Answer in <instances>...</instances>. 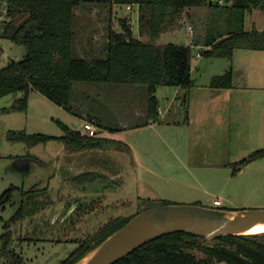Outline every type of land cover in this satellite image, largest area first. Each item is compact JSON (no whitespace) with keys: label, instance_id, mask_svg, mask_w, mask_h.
Returning <instances> with one entry per match:
<instances>
[{"label":"rangeland","instance_id":"rangeland-1","mask_svg":"<svg viewBox=\"0 0 264 264\" xmlns=\"http://www.w3.org/2000/svg\"><path fill=\"white\" fill-rule=\"evenodd\" d=\"M84 4L76 9L74 55L105 56L108 32L111 28L121 29L122 16L129 17L137 36L149 38L140 32L138 5L111 6L93 1ZM263 12L254 9L252 15L247 13L245 27L261 26ZM226 15L218 6L192 7L176 28L163 33L159 41L203 42L207 35L225 30L230 19L239 27L241 13ZM222 19L225 25H221ZM252 20L257 22L253 24ZM195 47L202 53L204 44ZM24 52L22 45L1 38L0 66L11 58L22 57ZM201 59L202 67L193 69L198 83L223 72L225 59L197 56L193 66ZM199 71L203 74L199 75ZM175 88L162 85L158 90L174 92ZM21 95L17 91L1 96L0 108ZM147 97L145 84L77 81L70 110L33 89L27 111L0 115V197L11 186H16L23 195L20 202L13 196L0 205V233L5 222L20 212L21 216L11 221L12 245L30 264H58L81 240L92 237L109 220L133 215L162 199L175 203L201 201L206 206L233 209L264 207V156L244 165L239 163L260 144L255 141L243 145L246 141L242 140L236 147L237 141L233 140L220 146L218 169L211 164L194 163V155L203 156L202 150L199 154L196 146L184 140L186 133L180 127L176 132L178 128L168 122L158 127L139 125L144 119ZM180 102L177 99L175 107ZM91 110L103 120L102 126L96 125V135L113 137L102 146L70 151L55 139L28 147L7 138L10 129L62 134L60 120L84 130L85 117ZM21 161H28L30 167L22 170L18 166ZM91 170L95 174L84 182L74 178ZM54 177L57 180L52 186ZM31 188L32 195L28 193ZM216 198L222 200L221 205L213 203ZM214 264L229 263L214 261Z\"/></svg>","mask_w":264,"mask_h":264},{"label":"trees","instance_id":"trees-1","mask_svg":"<svg viewBox=\"0 0 264 264\" xmlns=\"http://www.w3.org/2000/svg\"><path fill=\"white\" fill-rule=\"evenodd\" d=\"M87 1L111 6L118 3L137 4L140 32L146 33L149 38L137 36L129 17L122 16L119 17L121 29L111 28L108 32L105 56L74 55L76 9L83 7ZM0 5L3 7L0 39L7 38L25 48L22 57L11 58L0 66V97L22 92L10 105L0 108V115L10 111H27L33 89L70 110L75 82L104 81L147 85L146 124L160 119L159 86L180 87L183 92L178 97L182 104H186L190 88L195 84L191 70L200 52L195 47L198 44H204L202 53L205 56L229 60L236 48L264 49V30L257 26L245 27L246 14L254 9L264 10V0H0ZM205 5L222 7L226 17L241 13V24L237 27L230 19L225 30L217 35H207L203 42L199 39L189 43L159 41L163 33L176 28L188 9ZM221 25H225V20ZM232 80L233 69L229 65L224 72L211 77L210 85L230 86ZM185 116H188L187 108ZM85 119L103 125L102 118L92 110ZM59 122L64 129L62 134L10 129L7 138L11 142H23L28 147L55 139L63 142L70 151L99 147L112 141L104 136L90 135L61 120ZM261 156H264V147L255 149L239 163L244 165ZM94 174L91 170L74 178L84 182ZM16 189V186L9 187L0 197V205L12 199ZM28 193H34L32 188ZM168 202L171 201L162 199L155 204ZM196 203L204 205L201 201ZM133 215L109 220L92 237L81 240L58 264H73ZM20 216L18 212L7 220L4 231L0 233V264H30L12 245L14 234L11 221ZM214 261L264 264V234L207 237L187 231L168 232L142 243L112 264H214Z\"/></svg>","mask_w":264,"mask_h":264},{"label":"crops","instance_id":"crops-1","mask_svg":"<svg viewBox=\"0 0 264 264\" xmlns=\"http://www.w3.org/2000/svg\"><path fill=\"white\" fill-rule=\"evenodd\" d=\"M129 5L134 7L137 4ZM250 13L252 15L254 10ZM263 20L264 15L262 22ZM252 22L254 24L257 21L252 20ZM200 57L206 58L207 56L201 53ZM219 58L226 60L223 72L229 65L232 66V85L211 86L210 80L213 75H210L208 80L203 83H198V79L193 75L194 68L202 67V59L198 60L191 70L195 84L190 88L186 104L180 102V106L175 107L176 100L179 101L180 87H176L174 92L164 90L161 93L158 87L160 119L144 124L147 114V105H144V119L139 124L158 127L162 123L168 122V125L180 127L186 133L184 140L188 141L189 145L196 146L199 154L202 150L203 156L194 155L193 162L211 164L212 168L216 169H218V152L222 145H229L235 140L237 147L238 142L243 140L246 141L243 145H250L256 141L258 145L264 147V49L236 48L231 60L225 57ZM201 74H203L202 71H199V75ZM133 95L135 96L136 93ZM127 97L129 98V94ZM186 108L188 116H185ZM175 116H180V118H175ZM126 120L129 119L126 118ZM128 122L130 123V121ZM110 137L112 136L109 135ZM227 139L230 141L223 143L224 140L228 141ZM224 152L231 154L229 150H224ZM189 168L191 171L192 168Z\"/></svg>","mask_w":264,"mask_h":264},{"label":"water","instance_id":"water-1","mask_svg":"<svg viewBox=\"0 0 264 264\" xmlns=\"http://www.w3.org/2000/svg\"><path fill=\"white\" fill-rule=\"evenodd\" d=\"M57 177L52 178L54 186ZM16 202L22 191L13 193ZM264 223V207L222 208L197 203H161L142 209L73 264H112L137 246L162 234L187 231L207 237L264 234L250 230Z\"/></svg>","mask_w":264,"mask_h":264},{"label":"built area","instance_id":"built-area-1","mask_svg":"<svg viewBox=\"0 0 264 264\" xmlns=\"http://www.w3.org/2000/svg\"><path fill=\"white\" fill-rule=\"evenodd\" d=\"M2 10H3V7L0 5V18L2 17ZM259 28L264 30V20H263L261 26H259ZM200 55H201V53L198 52L197 56H200ZM96 125L97 124L93 120L86 119L84 122V131L90 135H95L97 132ZM214 204L215 205H221L222 200L220 198H216V199H214Z\"/></svg>","mask_w":264,"mask_h":264},{"label":"bare ground","instance_id":"bare-ground-1","mask_svg":"<svg viewBox=\"0 0 264 264\" xmlns=\"http://www.w3.org/2000/svg\"><path fill=\"white\" fill-rule=\"evenodd\" d=\"M250 230L262 231V230H264V223H258L257 225L253 226Z\"/></svg>","mask_w":264,"mask_h":264},{"label":"flooded vegetation","instance_id":"flooded-vegetation-1","mask_svg":"<svg viewBox=\"0 0 264 264\" xmlns=\"http://www.w3.org/2000/svg\"><path fill=\"white\" fill-rule=\"evenodd\" d=\"M19 163V162H18ZM18 166L22 169V170H26L28 167H30V164H29V162L27 161V162H23V161H21L19 164H18Z\"/></svg>","mask_w":264,"mask_h":264}]
</instances>
